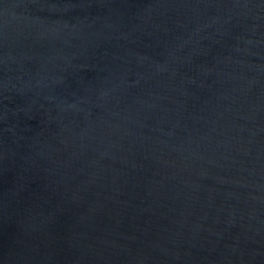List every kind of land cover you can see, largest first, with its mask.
<instances>
[{"label": "water", "instance_id": "water-1", "mask_svg": "<svg viewBox=\"0 0 264 264\" xmlns=\"http://www.w3.org/2000/svg\"><path fill=\"white\" fill-rule=\"evenodd\" d=\"M0 264H264V0H0Z\"/></svg>", "mask_w": 264, "mask_h": 264}]
</instances>
